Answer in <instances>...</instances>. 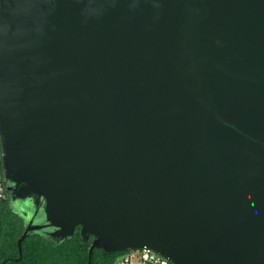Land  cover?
<instances>
[{"label": "water", "instance_id": "95a60500", "mask_svg": "<svg viewBox=\"0 0 264 264\" xmlns=\"http://www.w3.org/2000/svg\"><path fill=\"white\" fill-rule=\"evenodd\" d=\"M0 141L20 254L264 264V0H0Z\"/></svg>", "mask_w": 264, "mask_h": 264}, {"label": "trees", "instance_id": "16d2710c", "mask_svg": "<svg viewBox=\"0 0 264 264\" xmlns=\"http://www.w3.org/2000/svg\"><path fill=\"white\" fill-rule=\"evenodd\" d=\"M24 228L9 199L0 202V264H114L122 253L91 249L93 236L84 239L77 227L72 237L58 243L30 233L22 242L20 254L17 242Z\"/></svg>", "mask_w": 264, "mask_h": 264}, {"label": "built area", "instance_id": "2783aa9c", "mask_svg": "<svg viewBox=\"0 0 264 264\" xmlns=\"http://www.w3.org/2000/svg\"><path fill=\"white\" fill-rule=\"evenodd\" d=\"M4 150L0 141V202L8 199V194L4 184ZM114 264H173L168 258L158 252L149 249H131L123 251L117 256Z\"/></svg>", "mask_w": 264, "mask_h": 264}]
</instances>
